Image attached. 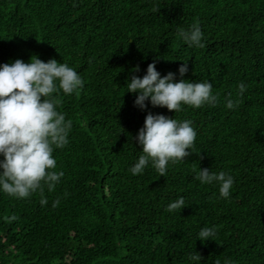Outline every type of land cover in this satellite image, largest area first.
Returning <instances> with one entry per match:
<instances>
[{
	"label": "trees",
	"instance_id": "16d2710c",
	"mask_svg": "<svg viewBox=\"0 0 264 264\" xmlns=\"http://www.w3.org/2000/svg\"><path fill=\"white\" fill-rule=\"evenodd\" d=\"M193 25L203 48L179 36ZM32 56L67 63L84 87L54 94L72 122L53 152L64 173L56 187L25 199L0 192V264H190L194 251L202 264H264V0H0V64ZM153 62L175 82L187 62L183 79L212 83L217 102L139 110L126 80ZM229 98L239 107L227 109ZM149 112L197 132L194 153L165 177L151 165L129 171ZM199 168L231 174L230 197L196 180ZM180 196L185 208L167 212ZM204 227L215 241L195 242Z\"/></svg>",
	"mask_w": 264,
	"mask_h": 264
},
{
	"label": "clouds",
	"instance_id": "9594fccd",
	"mask_svg": "<svg viewBox=\"0 0 264 264\" xmlns=\"http://www.w3.org/2000/svg\"><path fill=\"white\" fill-rule=\"evenodd\" d=\"M179 36L189 46L204 47L203 33L195 25L180 30ZM188 70V63L183 62L178 69L181 79L175 82L176 74L169 72L162 77L155 62L148 65L142 78L135 75L140 71L137 66L126 80V93L135 95L134 106L141 111L147 110L148 104L174 113L182 111L184 106L201 108L214 105L217 96L212 94V83L183 79ZM83 87L81 75L67 63H58L56 59L44 62L38 56H32L28 63L16 59L0 64V192L25 199L37 190L43 192L44 185L49 191L56 187L64 173L54 171L57 161L53 152L54 148L61 149L69 143L72 122L57 110L58 101L54 94L62 91L71 95ZM238 87L242 97L246 85L241 82ZM239 104V100L231 98L226 101L230 110H235ZM196 137L192 121H178L149 112L144 126L134 138L142 149L141 154L129 171L133 176L140 175L151 165L160 177H165L170 164L183 162L194 153ZM195 179L203 185H219V196L224 199L230 197L234 184L231 174L199 168ZM41 204H47V200L42 199ZM58 204L59 201L54 202L53 207ZM183 208L185 200L180 196L168 204L166 211L181 212ZM215 237L214 228L204 227L195 242L215 241ZM202 259L196 251L189 256L190 264H202Z\"/></svg>",
	"mask_w": 264,
	"mask_h": 264
}]
</instances>
